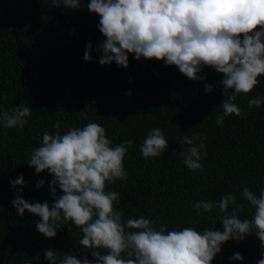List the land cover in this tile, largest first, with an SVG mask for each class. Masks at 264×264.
I'll use <instances>...</instances> for the list:
<instances>
[{
    "label": "trees",
    "instance_id": "1",
    "mask_svg": "<svg viewBox=\"0 0 264 264\" xmlns=\"http://www.w3.org/2000/svg\"><path fill=\"white\" fill-rule=\"evenodd\" d=\"M88 3L81 0L72 10L53 6L52 0H0V112L18 105L32 110L24 128L9 129L0 122V264H49L43 255L47 249L58 251L57 260L65 254L92 259L79 244L82 232L70 222L48 239L36 230L38 217L27 211L21 217L12 206L16 195L30 203H52V177L47 171L37 175L26 164L44 131L65 134L94 122L105 128L112 146L133 141L123 160L128 179L106 188L120 194L115 207L123 220L143 216L157 229L222 230L218 208L198 215L192 205L230 193L243 205L239 217L251 219L254 210L243 200V189L257 196L264 190V105L248 107L251 98L264 97V76L250 93L237 96L241 115L217 125L224 99L220 74L204 69V81H191L174 66L137 61L131 54L126 69L114 62L101 66L102 53L96 49L104 38ZM89 43L92 59L86 62ZM205 82L215 86L212 92L205 93ZM57 122L58 130L53 127ZM157 127L169 147L144 159L140 146ZM193 134L205 138L206 151L195 172L184 165L179 143ZM21 175L25 186L17 192L10 181ZM41 179L45 184L38 189ZM261 252L259 240L248 235L223 244L212 264H257ZM234 253L243 259H230Z\"/></svg>",
    "mask_w": 264,
    "mask_h": 264
},
{
    "label": "clouds",
    "instance_id": "2",
    "mask_svg": "<svg viewBox=\"0 0 264 264\" xmlns=\"http://www.w3.org/2000/svg\"><path fill=\"white\" fill-rule=\"evenodd\" d=\"M52 2L75 10L81 0ZM87 10L99 17L98 30L104 39L96 51L102 53L101 66L114 62L126 69L131 54L137 61L156 60L174 66L191 81H204L200 75L204 69L220 74L224 99L217 125L233 114L241 115L237 96L250 93L258 85V77L264 76V0H89ZM91 51L89 43L83 56L86 62H91ZM214 87L205 82V93ZM261 105L264 97L248 100V107ZM31 114L28 106L18 105L0 112V122L5 128H24ZM53 127L58 130L59 122ZM204 139L197 134L184 135L179 142L183 163L193 172L201 170L200 161L206 156ZM132 145L133 141L127 140L112 146L105 128L94 122L65 134L43 132L41 146L31 152L26 164L37 175L47 171L52 177V203H30L16 195L12 206L21 217L26 211L38 217L36 230L48 239L70 222L82 232L79 244L90 250L92 257L78 259L65 254L57 260L58 251L47 249L43 255L49 264H212L223 244L239 242L248 235L259 240L262 258L257 264H264V190L257 196L243 189V200L254 210L251 219L239 217L243 205L230 193L216 202L202 200L192 205L198 215L218 208L222 230H166L163 225L157 229L143 216L123 220V212L115 207L120 194L106 188L128 179L123 160ZM168 147L157 127L148 131L139 151L142 158L149 159ZM44 184L41 179L36 187ZM10 186L22 192L23 176L10 181ZM230 259L241 261L243 257L234 253Z\"/></svg>",
    "mask_w": 264,
    "mask_h": 264
}]
</instances>
